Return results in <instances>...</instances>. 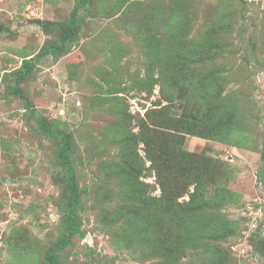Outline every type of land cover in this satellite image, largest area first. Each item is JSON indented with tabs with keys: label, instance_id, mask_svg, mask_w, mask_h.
Here are the masks:
<instances>
[{
	"label": "rangeland",
	"instance_id": "rangeland-1",
	"mask_svg": "<svg viewBox=\"0 0 264 264\" xmlns=\"http://www.w3.org/2000/svg\"><path fill=\"white\" fill-rule=\"evenodd\" d=\"M78 2L0 0V264H44L45 251L64 233L59 142L41 133L37 118L72 135V164L80 188L88 190L78 214L84 236L72 237L58 253V264L159 260L142 248L118 247L109 229L119 222H108V214L136 203L120 192L125 181L117 171H130L135 155L146 167L159 165L166 152L181 163L165 173L161 169L160 177L152 172L141 178L150 184L148 195L182 205L192 193L209 199L218 187L225 189L222 205L206 207L202 215L204 223L221 215L233 224L232 234L215 246L225 264H264V182L257 179L264 141V0H91L77 12L80 30L65 52L34 60L20 83L31 104L23 103L7 90L6 73L57 42V26ZM187 43L190 50H213L184 63L176 50ZM149 50L161 62H183L174 88L157 82L150 94L140 90ZM157 67L151 69L155 79ZM191 78L214 80L221 103L237 105L230 121L232 134L240 133L233 141L199 137L210 122L201 123L197 115L216 108L220 98L198 102L200 86ZM130 134L138 143L128 158L121 143ZM175 264H208V259L201 248L189 249Z\"/></svg>",
	"mask_w": 264,
	"mask_h": 264
},
{
	"label": "trees",
	"instance_id": "trees-1",
	"mask_svg": "<svg viewBox=\"0 0 264 264\" xmlns=\"http://www.w3.org/2000/svg\"><path fill=\"white\" fill-rule=\"evenodd\" d=\"M90 1L79 0L71 11L70 18L62 25H56L59 30L57 42H53L49 46L42 48L33 58L24 60L19 68L6 73L4 81H6V88L11 95L19 98L23 103L27 102L31 104L24 96L20 83L33 71L35 59L49 54L57 56L56 53L60 55L65 52L67 49L66 45L77 37L80 30L79 20H76L77 12ZM173 17L175 16L171 18ZM43 28L46 29V25H43ZM183 44L179 43V45ZM189 48L190 45L187 43L185 47L176 50V55L182 57L184 63L188 62V60L197 61L201 58L203 59L206 57V53L209 55L213 50L212 46L209 47L206 53L199 49L190 50ZM149 53L152 58L149 62L146 76L138 84L140 90L150 94L157 82L174 88L178 81V70L182 67L181 64L183 62L180 60L161 62L162 58L160 56L158 58L153 50H149ZM152 65L158 66V76L156 79L151 74ZM191 81L194 86H200L197 89L198 95L196 100L198 102L205 104L206 100L212 98V96L216 100L220 98V103L216 108H206L203 113L197 115L196 118L201 123L204 121L205 123L207 121L210 122L207 127L198 132L199 137L223 144L233 141V136L235 137L236 133H240L236 130L237 132L235 131L234 135L232 134L234 129L232 119L237 116V112L235 111V109H238L237 105L229 107L226 103L224 105L221 103L223 100L221 96L222 92L220 88L215 87L214 80L211 83H207L206 80L200 81L199 79L191 78ZM120 109L123 110L121 107ZM123 116L124 114L122 115V119ZM36 123L45 137L59 142L57 163L65 171L63 181L66 196V204L63 209L64 233L61 234L59 240L45 251L43 259L44 264H58V253L71 244L72 237L74 235L79 236V238L84 236V233L80 231L81 223L78 214L82 209V193L87 194L88 190L86 187L80 188L77 180L78 176L72 164V135L55 130L43 118H37ZM136 141L138 143L137 135L130 134L126 135L124 141L121 143V152L126 154L128 158L134 154V149L137 145ZM199 158L204 157L199 156ZM173 159L170 153L166 152L165 155H159V165L150 162V166L146 167L142 163L141 158L135 155L132 159L133 166L129 169L130 171H117V174L122 176L125 181L123 187L120 188V192H122L125 198L133 199L136 203H125L114 213L110 212L108 214V222L111 223L113 220V222H119V224L114 226V229L111 227L109 230L115 231L116 238L118 239L116 241L121 244L118 247L133 250H140L142 248V253L144 252L149 257L159 259L154 264H175L182 255L186 254L187 250H196L197 248L202 249L203 255L208 259V264H225L226 259L222 257L221 252L218 251V247L215 244L219 239L232 234L233 224L222 220L221 215L212 216L211 221L204 223L203 220L205 218L202 216L203 210L206 207L216 208L222 205L223 195L221 192L225 189L218 187L217 191L219 192H216L215 196L209 199H204L202 196L198 197V194L192 193L189 201L182 205L170 201L165 195L158 198L148 195L150 184L144 183L141 178L147 177L152 172L155 174L158 172L156 176L160 177L161 169L165 173L170 167L181 163ZM210 162L208 166L211 167L213 164ZM260 163L257 179L264 182V141ZM118 180L121 181V178L118 177ZM229 192L230 196H234L235 193L233 191L230 190ZM260 224L264 225V222ZM179 227H181L180 230ZM257 229H260V226ZM257 229L251 235H255Z\"/></svg>",
	"mask_w": 264,
	"mask_h": 264
}]
</instances>
